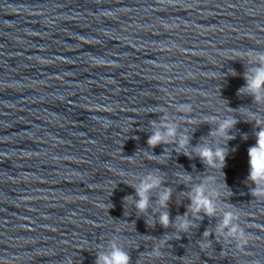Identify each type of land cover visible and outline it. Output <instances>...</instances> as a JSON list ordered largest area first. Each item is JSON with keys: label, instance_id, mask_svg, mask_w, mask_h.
<instances>
[{"label": "water", "instance_id": "95a60500", "mask_svg": "<svg viewBox=\"0 0 264 264\" xmlns=\"http://www.w3.org/2000/svg\"><path fill=\"white\" fill-rule=\"evenodd\" d=\"M250 50L264 52V0H0V264H95L114 238L131 264H264V199L247 180L259 129L245 121L264 120V105L237 95L248 67L238 56ZM161 109L189 152L217 143L206 122L233 116L225 167L174 143L149 148ZM150 171L172 191L173 221L192 185L213 177L216 217L177 238L153 215L159 190L138 214L124 197L134 201L131 185ZM230 209L249 234L243 248L214 234Z\"/></svg>", "mask_w": 264, "mask_h": 264}, {"label": "clouds", "instance_id": "9594fccd", "mask_svg": "<svg viewBox=\"0 0 264 264\" xmlns=\"http://www.w3.org/2000/svg\"><path fill=\"white\" fill-rule=\"evenodd\" d=\"M238 59L246 60L247 70L244 73V86L237 90V95H248L252 97V101L256 105H264V52L248 51L240 53ZM235 74L234 72L232 73ZM178 111L187 112L190 110L188 105H179ZM164 112L159 121L151 122L152 133L148 137L147 144L149 148H155L157 145L175 144V151L183 153L191 159L192 155L200 158L207 168L223 169L225 167V158L228 155L227 141L235 139L234 135H229L237 120L233 116L225 117L224 119L212 118L206 122L210 125H215L209 132V137L218 138L217 143L209 145L207 138H201L203 142L198 143L190 148V138L186 133L178 135V125ZM248 117L246 122H254V128L259 129L254 132L255 145L247 149L249 173L247 180L254 187L250 189L252 197L264 199V120L258 118V113L248 111L245 113ZM247 139L245 135L243 137ZM222 140L224 146H220L219 141ZM235 151V149H232ZM163 154V153H162ZM152 157V156H151ZM178 180L185 185L191 183L192 177L187 174H179ZM163 179L157 172H148L139 180L138 183L131 185L135 191V200L133 197L126 196L124 201L133 203L138 214H145L150 207V194L154 190L157 191L155 198V207L153 215L157 212L159 225L167 229L170 226L175 229L174 236L179 238L180 233H188L189 230L196 225L193 220L202 219L204 216L209 218L216 217L217 206L216 201L221 193L212 185L215 184L213 177H205L197 184L192 185L190 191L186 193L190 203L187 206L183 215L175 217L174 221L170 220L167 211L168 202L171 198L172 191L170 188H162ZM227 189V185H224ZM231 193L229 192V195ZM191 215V219L189 216ZM151 221V223H149ZM149 227H153L151 218L146 220ZM216 236H219L230 243H234L237 248H243L248 243L249 234L240 224V214L233 210L224 211L219 218V223L215 227ZM213 235L209 230H205L202 234V241L199 243L201 250H206L210 247L211 241L208 237ZM169 236V235H165ZM170 237V236H169ZM167 241H160L152 249V255L160 256L161 249ZM95 264H131V257L128 251L117 242L114 238L107 243L106 250L97 251Z\"/></svg>", "mask_w": 264, "mask_h": 264}]
</instances>
